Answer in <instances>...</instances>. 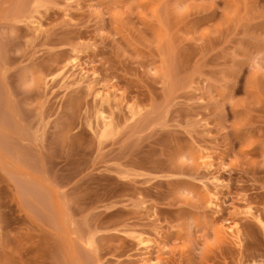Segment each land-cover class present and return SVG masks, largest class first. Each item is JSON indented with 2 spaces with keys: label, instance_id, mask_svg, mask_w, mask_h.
Wrapping results in <instances>:
<instances>
[{
  "label": "rangeland",
  "instance_id": "rangeland-1",
  "mask_svg": "<svg viewBox=\"0 0 264 264\" xmlns=\"http://www.w3.org/2000/svg\"><path fill=\"white\" fill-rule=\"evenodd\" d=\"M144 261L264 264V0H0V264Z\"/></svg>",
  "mask_w": 264,
  "mask_h": 264
},
{
  "label": "bare ground",
  "instance_id": "bare-ground-1",
  "mask_svg": "<svg viewBox=\"0 0 264 264\" xmlns=\"http://www.w3.org/2000/svg\"><path fill=\"white\" fill-rule=\"evenodd\" d=\"M106 94V96H108V93L106 92L105 93ZM101 115H102V113H101ZM100 115V116H101ZM102 117H103V115H102ZM104 118V117H103ZM228 230H229V234L231 235V236H235V229H233L232 227L231 228H228ZM237 234V233H236ZM139 238V237H138ZM235 238V237H234ZM145 239V238H144ZM145 241H146V239H145ZM144 240H143V238H139L138 239V242H139V244L138 245H141L142 244V246L146 243ZM144 242V243H143ZM144 246H146V245H144ZM146 248H148V246L146 247ZM148 250V249H147ZM150 250V249H149ZM144 251H145V249H144ZM149 254V253H148ZM144 263H146L145 261H144ZM148 263V262H147ZM146 263V264H147Z\"/></svg>",
  "mask_w": 264,
  "mask_h": 264
}]
</instances>
